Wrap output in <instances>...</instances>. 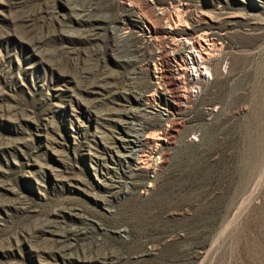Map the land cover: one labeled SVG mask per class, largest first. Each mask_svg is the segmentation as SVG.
<instances>
[{"label": "rangeland", "instance_id": "374dc122", "mask_svg": "<svg viewBox=\"0 0 264 264\" xmlns=\"http://www.w3.org/2000/svg\"><path fill=\"white\" fill-rule=\"evenodd\" d=\"M154 2L205 21L197 101L150 0H0V264H264V0Z\"/></svg>", "mask_w": 264, "mask_h": 264}, {"label": "built area", "instance_id": "2783aa9c", "mask_svg": "<svg viewBox=\"0 0 264 264\" xmlns=\"http://www.w3.org/2000/svg\"><path fill=\"white\" fill-rule=\"evenodd\" d=\"M150 1L156 15L162 18L159 27L163 31L161 36L167 41L166 45H161L162 51H158L152 76L159 84V89H163L160 85L162 82L167 88L172 82L174 89L182 95V98L197 101L203 94V86L210 84L214 78L212 62L214 56H211L213 41L207 33L193 31L194 27L200 26L205 21L189 19L186 18L187 15L177 14L176 3L156 5L154 0ZM185 5L188 6V3L186 2ZM229 68L227 60L222 61L219 65V71L223 75L228 73ZM159 89L156 88L153 93L144 95L146 98L150 95L149 100L146 101H155L157 98H161L160 93L166 94ZM206 109L209 114L208 120L211 122L212 118L218 115L219 106L212 105ZM155 110L160 111L157 108ZM200 135L201 132L193 131L189 134L188 140L196 142Z\"/></svg>", "mask_w": 264, "mask_h": 264}, {"label": "bare ground", "instance_id": "6f19581e", "mask_svg": "<svg viewBox=\"0 0 264 264\" xmlns=\"http://www.w3.org/2000/svg\"><path fill=\"white\" fill-rule=\"evenodd\" d=\"M208 32V31H207ZM149 97H150V95H148V98H146L145 97V100H149ZM123 138V137H122ZM162 139H164L163 137H158V138H153V142H156V141H161ZM160 143V142H159ZM131 144V143H130ZM154 144V143H153ZM135 148V147H134ZM132 150V149H131ZM129 152V151H128ZM136 152H138V150H136ZM126 153V152H125ZM133 153H134V151H133ZM131 154V153H130ZM128 155V154H127ZM146 155V154H145ZM131 156V155H130ZM144 155H142V154H140V155H138L137 156V158H136V164H140L142 161H143V159L145 158V156L143 157ZM135 158V157H134ZM143 158V159H142ZM145 160V159H144ZM145 162V161H144Z\"/></svg>", "mask_w": 264, "mask_h": 264}]
</instances>
